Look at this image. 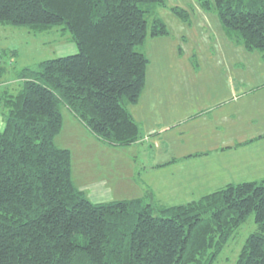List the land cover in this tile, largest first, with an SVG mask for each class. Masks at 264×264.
<instances>
[{
    "label": "trees",
    "instance_id": "1",
    "mask_svg": "<svg viewBox=\"0 0 264 264\" xmlns=\"http://www.w3.org/2000/svg\"><path fill=\"white\" fill-rule=\"evenodd\" d=\"M164 0H0V23L33 32L62 24L77 49L18 71L0 93V264H215L238 225L256 223L232 264H264V177L228 182L198 198L92 201L72 178L71 151L55 141L67 107L105 144L141 134L127 104L145 80L147 34L167 32ZM225 34L264 50V0H201ZM173 11L188 18L186 9ZM3 66L0 65V75Z\"/></svg>",
    "mask_w": 264,
    "mask_h": 264
},
{
    "label": "rangeland",
    "instance_id": "2",
    "mask_svg": "<svg viewBox=\"0 0 264 264\" xmlns=\"http://www.w3.org/2000/svg\"><path fill=\"white\" fill-rule=\"evenodd\" d=\"M164 1V4L157 5L156 13L165 22L167 32L153 36L147 34L143 43L137 46L148 57L145 83L141 92L146 98L155 97L164 103V108L160 109L162 111L161 125L151 127V121L147 120L150 118L145 116L143 128L147 134L151 131L158 133L159 131L156 130L167 122L170 123L171 120H175L178 127L185 130L187 123L191 121L188 115L192 112L200 111L206 105L221 99L224 100L225 105L226 99L233 95L229 92V86L243 89L247 80L255 84L264 82V65L261 64L260 57L264 50H248L241 42L239 44L229 38L223 31L216 11L204 8L201 0ZM176 4L186 9L188 18H182L173 11L172 6ZM61 27L62 24H56L50 29L33 32L25 25L0 23V65L3 66L0 75V93L4 89L11 91L18 87L20 83L18 71L22 67L34 65L44 58L72 53L77 49L75 42L70 38L69 31ZM260 91L258 90V93L253 96L252 106L248 108L258 115L254 116L252 121L244 115H238L231 124H227V132L228 126L236 121L238 126L253 125L255 126L253 129L257 127L258 130L264 128V90ZM132 103H128L127 106L132 108ZM64 107L62 106V113L66 116L68 110ZM223 107L228 110L233 105L226 104ZM166 110L168 112H165ZM171 115L172 117L168 119L167 117ZM179 118L180 121H177ZM3 120L0 112V128L4 123ZM155 120L158 118L156 117ZM92 134L87 127L81 130L74 125L68 130L66 120L62 131L55 135L58 145L70 148L72 176L77 185H79V178L83 182L86 181L84 184L87 185L88 182L96 180L100 172H109V169L104 168L107 163L102 165V162L98 161L100 158L111 160L112 156L109 152L113 148L104 146L95 140ZM182 138L188 145L200 140L197 137L187 139L186 133L182 135ZM153 140L149 137L147 141L139 144L141 149L135 159L139 166L144 165L146 168L142 171V177L148 178L146 185H138L137 189L127 191L123 186L116 187V182L111 180L108 195L104 191L92 197L91 189L84 187L86 196L92 200H108L124 196L133 197L143 192L144 196L154 203H157L155 198H159L160 202L171 204L198 198L201 194L222 186L221 184L206 186L207 180L201 176L197 180H188L189 177L179 178L170 173H174L171 168L160 170L151 168L150 164L154 162L153 157L156 152ZM126 148H115V151L120 152V158L127 159ZM125 163L129 165L130 159L125 160ZM158 171L162 172L158 174ZM120 175L122 183H127V174L121 172ZM159 182L164 185L156 191L161 185ZM255 227L253 213H250L229 237L219 252L215 264H232L246 235Z\"/></svg>",
    "mask_w": 264,
    "mask_h": 264
},
{
    "label": "crops",
    "instance_id": "3",
    "mask_svg": "<svg viewBox=\"0 0 264 264\" xmlns=\"http://www.w3.org/2000/svg\"><path fill=\"white\" fill-rule=\"evenodd\" d=\"M260 57L262 60L261 64L264 65V53L260 54ZM246 82L247 83L244 84L246 86L242 87L243 89L229 86V92L233 95L226 99L225 105L232 104V108L228 110L223 109L225 105L223 104L224 100L221 99L206 105L200 111L197 110L192 112L191 115H188L191 121L187 123L185 130L178 127L179 125L175 120H171L170 123L167 122L164 126L156 130L159 131L158 133L151 131L150 133L148 132V134L143 128V121L146 119L145 116L150 118L147 120L151 121V127L161 125L162 119H160V117L162 111L160 109L164 108V103L155 97L150 99L146 98V96L144 97L143 93L140 92L141 95L139 94L140 97L138 96L137 100L132 103V108L127 106L139 126L140 138L137 141L127 144V146H114L105 144L94 137L95 140L104 146L113 148V150L109 152L112 156L111 160L100 158L98 161L102 162V165L107 163L104 165V168L109 169V172H100L97 179L88 182L89 184L87 185L84 184L86 181L83 182L81 178L78 179L79 185H77L72 176L75 185L83 191L85 190L84 187H89L92 197H96L104 191H106V195H108L111 189L109 186L111 180L116 182V187L123 186L127 191L137 189L138 185H146L148 178L144 179L142 177V171L146 170V168H144V165L139 166L135 159L141 149L139 144L144 143L145 140L147 141L149 137L154 139L152 142L156 152L153 157L154 162L150 165L151 168H155V170L171 168L174 171V173L170 172L172 175H177L179 178L189 177L188 180H197L198 177L201 176L207 180L205 182L206 186L212 184L223 185L228 182L260 179L264 177V128L258 130L257 127L253 129L255 128L253 125L238 126V121L228 126V132L226 127L227 124H231L238 115H244L249 121H252L254 116L258 115V113L251 112L248 108H250L252 104L251 101L254 99L253 96L258 93L257 91L261 90L260 92H263L264 82H259L258 84L248 82V80ZM64 108L68 110V113L66 116L63 114L61 131L66 120L68 121V130L74 127V125L77 129L80 128L83 130L86 126L77 119L67 107ZM165 112L168 111L166 110ZM220 112L224 113L220 115ZM66 117L67 119L65 120ZM156 117L158 120H155ZM171 117L172 115L167 118L170 119ZM248 120H246V122H248ZM177 121H180V118ZM184 133L187 134V139L197 137V139L200 138V140L193 141L192 145H188L185 143L186 141H183L182 135ZM149 134H151V136H149ZM129 147L130 150H128ZM115 148H126L125 152L127 153V159L120 158V152L115 151ZM114 154L117 156L114 157ZM128 159H130L129 165L125 163V160ZM98 168L99 167H97V169ZM121 172L127 174V183H122ZM158 172V174H160L162 171ZM189 174L191 175L189 176ZM159 183L161 185L157 187L156 191L160 190L164 185V183ZM141 194H143V192L133 197L144 196V194ZM152 195L154 197V193H152ZM120 198L127 197L124 196ZM155 199L157 203H162L159 198ZM102 200L103 199H95L92 201Z\"/></svg>",
    "mask_w": 264,
    "mask_h": 264
}]
</instances>
